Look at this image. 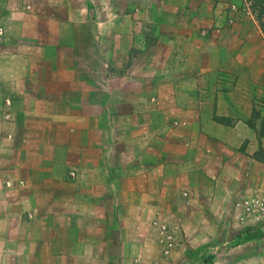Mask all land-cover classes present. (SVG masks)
I'll return each instance as SVG.
<instances>
[{"label":"crops","instance_id":"crops-1","mask_svg":"<svg viewBox=\"0 0 264 264\" xmlns=\"http://www.w3.org/2000/svg\"><path fill=\"white\" fill-rule=\"evenodd\" d=\"M22 4L0 7V109L12 97L20 126L31 127L25 139L14 136L28 148L6 147L12 136L6 129L0 134L7 216L24 200L33 205L34 189L64 198L72 215L85 217L88 204L107 200L125 201L132 213L143 207L148 220L173 216L178 222L203 220L205 205L213 222L214 191L226 209L234 193L248 188L249 176L254 185L262 182L264 4L250 12H243L242 0ZM230 4L237 10L229 12ZM34 116H49L56 133L63 130L56 142L77 136L80 153L88 142H108L111 161L80 165L76 183L63 177L53 183L47 174L70 163L61 158L69 149L56 147L51 171L31 166L39 155L30 149L38 139Z\"/></svg>","mask_w":264,"mask_h":264},{"label":"rangeland","instance_id":"rangeland-1","mask_svg":"<svg viewBox=\"0 0 264 264\" xmlns=\"http://www.w3.org/2000/svg\"><path fill=\"white\" fill-rule=\"evenodd\" d=\"M22 1L23 6L25 0ZM249 1L251 9L256 4L259 11L264 4V0ZM3 5L11 11L15 9V0H0V7ZM10 21L15 19L12 17ZM4 99L12 101L14 119L0 125V134L6 129L5 135L12 136L7 137L5 145L28 148L23 140L15 143L14 136L17 132L25 139L27 128L31 127L20 126L22 117L14 108L12 97ZM0 111L2 115L3 110ZM32 118L30 121L38 139L30 144V149H36L39 155L29 162L31 166L42 168L44 165L51 171L56 147L67 145L69 149L62 152L61 158L68 157L70 163L64 165L60 173L57 170L47 174L53 178V183L62 177L66 183H76L80 165H107L111 161L106 152L108 142H88L84 153H80L82 143L78 142L77 136L69 141L56 142L57 133L63 130L56 133L57 128L51 124L49 116ZM103 128L105 132L107 128ZM92 133H96L94 129ZM92 137L95 138V134ZM0 148H3L2 144ZM28 159L23 161L28 162ZM259 160L264 162V149ZM88 177L94 182L98 175ZM260 177L262 182L257 180L256 185L254 176L248 177V188L233 194L231 208L224 209L221 193L214 191V208L208 210L209 216L216 218L213 222L206 220L205 205L199 209L202 214L199 217L203 220L178 222L173 216L148 220L151 215L145 213L143 207H135L136 212L132 213L125 201L116 206L114 201L107 200L97 205L88 204L85 217L79 216L78 212L72 215L64 198L52 191L46 195L34 189L29 193L39 197L33 205L24 200L13 206L16 210L7 216L4 199H0V264H264V219L259 220V211L248 215L244 209L246 201L264 193V174ZM223 213H226L225 220Z\"/></svg>","mask_w":264,"mask_h":264},{"label":"built area","instance_id":"built-area-1","mask_svg":"<svg viewBox=\"0 0 264 264\" xmlns=\"http://www.w3.org/2000/svg\"><path fill=\"white\" fill-rule=\"evenodd\" d=\"M229 12L236 11L237 7L233 4H230L229 7ZM242 10L243 12H250L251 11V3L249 0H242ZM236 22V19L230 18L228 20L229 24H234ZM208 31H203V34H207ZM5 34V30L0 27V36ZM11 106H12V101L10 99H6L4 104H3V113L2 117H0V125L1 124H7L10 122H13V115L11 113ZM259 106L261 109L264 111V96L259 102ZM72 175H75L74 173ZM244 209L247 212L248 215L251 214H256L257 211H259L258 218L259 220L264 219V193H259L252 197L250 201H246L244 203Z\"/></svg>","mask_w":264,"mask_h":264}]
</instances>
